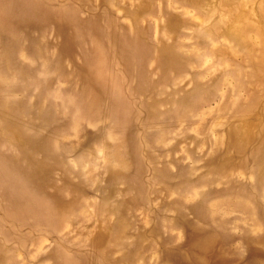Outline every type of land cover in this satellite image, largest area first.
<instances>
[{
  "label": "rangeland",
  "instance_id": "1",
  "mask_svg": "<svg viewBox=\"0 0 264 264\" xmlns=\"http://www.w3.org/2000/svg\"><path fill=\"white\" fill-rule=\"evenodd\" d=\"M0 264H264V0H0Z\"/></svg>",
  "mask_w": 264,
  "mask_h": 264
}]
</instances>
